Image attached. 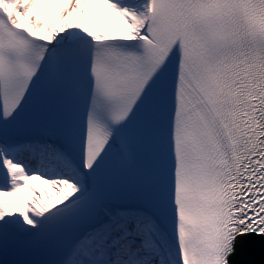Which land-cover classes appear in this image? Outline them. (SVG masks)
<instances>
[{
  "label": "snow or ice",
  "instance_id": "obj_1",
  "mask_svg": "<svg viewBox=\"0 0 264 264\" xmlns=\"http://www.w3.org/2000/svg\"><path fill=\"white\" fill-rule=\"evenodd\" d=\"M0 264H264V0H0Z\"/></svg>",
  "mask_w": 264,
  "mask_h": 264
}]
</instances>
